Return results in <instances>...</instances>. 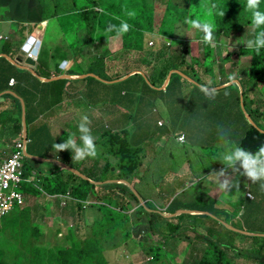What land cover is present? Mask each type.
<instances>
[{
  "label": "crops",
  "instance_id": "1",
  "mask_svg": "<svg viewBox=\"0 0 264 264\" xmlns=\"http://www.w3.org/2000/svg\"><path fill=\"white\" fill-rule=\"evenodd\" d=\"M3 1L0 0V40H12L13 48L8 55L1 46L0 57L13 64L10 60L19 56L23 45L36 30L39 34L35 39L39 38L41 43L40 59L34 63L25 62L11 71L0 59V165L19 138L13 132L17 125L14 123L15 103L6 96L8 93L22 104L23 131L25 101L15 91L8 90L15 87L16 84L11 86L9 82L14 79L19 81L26 101L33 103L27 127V151L40 163L39 171L43 176L70 172L76 176L78 173L90 183L95 180L126 183L120 175H126L125 169L131 168L132 164H121V147H111L106 136L126 138L123 148H128L139 164L128 180L148 195L155 213L160 216L161 226H155L159 230L155 234L163 240L162 246L170 251V255L162 259L166 264L178 262V256L172 251L178 241L185 240L189 246L200 244L197 239L183 237L188 230L197 233L199 238H207L203 233L211 232L206 228L208 223L216 224H210L215 229L225 225L226 232L242 230L235 226L237 219L229 215L234 212L233 198L225 201V197L228 199L237 189H231L226 196L208 175L224 168L221 156L240 139L246 123L255 124L264 133V86L238 85L239 81L248 78L250 66L243 68L245 71L237 76L235 84L225 86L227 74L225 83H218L216 72L219 68L228 70L231 65L228 60L235 55L230 50H218L219 43L226 40L207 47L201 42L202 37L188 34L184 22L172 18L171 36L163 37L155 28L154 32H143L137 49H127L123 36L113 38L116 36L114 31L101 30L97 35L81 28L75 34L72 28H67L71 25L69 19H29L27 4L20 0ZM27 24L37 26L33 30L24 29L22 26ZM50 32L54 38L45 42V36ZM89 38L94 42H87ZM21 41L24 44L15 52ZM206 47L208 51H205ZM184 49L188 53L183 57ZM220 52L227 54L220 57ZM95 58L100 64L93 62ZM39 61L41 68H38ZM37 68L41 75L36 82L20 73ZM202 84L217 89L215 99H207L199 91ZM26 85H30L31 90L26 89ZM81 115H87L91 121L89 126L98 155L76 162L71 159L70 151L56 153L52 145L63 143L72 133L80 143L77 125ZM160 122L161 126L158 125ZM7 135L13 139L10 140L12 143H8L9 138L6 140ZM180 136L183 143L176 141ZM220 179L237 181L239 191L244 188V195L241 194L247 203L252 202L245 197L247 189L254 198L257 196L252 192L251 182L238 173L226 169V175ZM181 216L182 220L179 219ZM42 221L37 219L35 222L41 230L45 229ZM173 226L180 228L182 234L169 238ZM242 234L250 236L248 232L242 231ZM145 257L146 260L149 258Z\"/></svg>",
  "mask_w": 264,
  "mask_h": 264
},
{
  "label": "trees",
  "instance_id": "2",
  "mask_svg": "<svg viewBox=\"0 0 264 264\" xmlns=\"http://www.w3.org/2000/svg\"><path fill=\"white\" fill-rule=\"evenodd\" d=\"M20 1V3L27 4L25 0ZM154 1L155 0H73V9L61 11L58 4L52 2V0L50 3L46 0H37L36 4L39 6V11H37L36 8L34 9L31 3L27 5V11L29 13V19L38 18V21L58 17L69 19L71 25L67 28H72L75 34H78V31L83 28L84 30H90V34L93 33L98 35L99 31H105L111 25L119 26L122 21L126 22L131 26L130 31L123 35L124 46L127 49H137V44L141 42L143 32H154L155 28H158L157 32L163 37L171 36L169 28L173 24L172 18H178L184 23L186 18L199 19L201 22H206L198 17L199 5H201L203 9L205 8L204 5L209 8L211 23L215 26L213 33L215 42L233 39L234 35H240L245 28H252V13L247 10V0H161L165 5V7L162 6L164 10L161 16L157 15ZM181 4L182 8L180 7ZM179 9L185 10V13H182ZM259 11L264 12V0H260ZM128 12H134L135 16L129 17L127 14ZM220 12H224V16H220ZM36 26V24H27L22 27H24V29L33 30ZM185 26L188 34L202 37V33L192 29L189 24L185 23ZM258 31H260V29L255 30V32ZM254 35H252V38H254ZM95 36L93 38H95ZM90 41L94 42L93 39L90 40L89 38L87 42ZM23 44L24 41H21L15 52H18ZM208 45L209 44H205L207 47ZM12 48L13 44L6 45L4 47L5 54L10 55L9 50ZM239 48L243 56L251 57L252 62L249 67L248 78L245 81H239L238 85L264 86V49H261L259 53H257L254 49L243 46L242 43ZM205 51H208V48ZM187 53L188 51L184 49L183 57L186 56ZM207 53L210 54V52ZM0 59L8 64L11 71L17 66L8 62L6 58L0 57ZM39 59L40 57H38L37 60ZM98 60L99 59L95 58L93 62H99ZM92 63L90 65H92ZM93 65L95 66V63H93ZM38 66V68L42 67L40 61L38 62ZM38 68L37 70H25L20 73L27 79L36 82L39 81L38 78L41 75ZM90 70H92V68H90ZM18 82L19 81L15 82L16 85H14V88H8V90L15 91L16 94L24 99L25 115H23V119L28 127L30 123V106H32L33 103L26 101L27 96L22 94V89L21 86L18 85ZM25 88H30L31 90L30 85H26ZM6 96L11 98L15 103L14 123H17V125H15L13 132L14 135L20 136L22 130V104L17 97L9 93L6 94ZM244 106L243 103V107ZM119 136H106V139L111 147H121L120 156L122 165L129 166L130 163L132 164L131 168L127 167L125 169L126 175H120L124 176L121 177V179L129 184L127 186L116 183H103L98 180L90 183L88 180H83L70 172H56L45 177L40 174V163H38V161L33 160L31 157H26L24 162L23 179L28 182L22 183L21 192L23 194L26 192L29 196H32L30 198L33 199H37L35 196L39 195L41 192L43 198L46 199L44 200L46 201V205L43 209L51 206V203H55L56 207H58L60 201L58 199H52V197L63 196L67 191L69 192L71 200L67 202L63 208H59V212L67 213L70 218L75 216L76 221H74L73 226L67 228L68 232L65 239L70 240V242L75 245L79 244L80 247L83 246L82 251L79 252L78 258L80 261L87 262L86 264H96V260H94L96 253L99 257L106 260V252H116L119 247L125 248L135 243L134 240L136 239L130 234V227L132 228L135 225L130 224L129 221L128 214L133 208L131 205L134 204L137 206L134 210L135 217L138 219L142 217L145 218L146 226L149 231L159 233L158 228L155 226H161L160 216L155 213V208L150 204L148 195H145L143 191H139L138 188L135 185H131V182L128 180V177L132 176L134 174L133 172L138 170L139 164L136 163L133 156L129 154L131 152L128 151V148H123L126 138H120ZM234 144L254 153L264 145V133L260 131L255 124L246 123V130ZM32 173H34V177ZM251 185L252 192L254 194L257 193V196H255L254 201L249 203H251L252 207L256 210L259 205L258 200L264 198V191L260 190L258 183H251ZM89 194L93 198H90ZM86 202L98 203L87 205ZM27 204L25 206L26 208L23 210L15 208L4 220H7V222L12 220L13 222L15 221L14 223L16 225L25 226V230L27 232L30 231V235L28 236L27 234L26 239L28 240L29 237L31 240L30 242H36L37 240H41L39 238L40 234L36 232L37 229H40V225L35 223L39 217H37V212L35 213L34 211L36 208H32L31 210ZM179 219L182 220L183 217L181 216ZM136 224L143 223L142 221H138ZM77 228L84 229L85 232L90 230V234L84 232L85 234L80 236ZM181 232L182 230L180 231V228L173 226L168 236L169 238L178 237ZM236 233L237 232L234 234L239 235ZM59 234V229L54 232L55 237ZM87 235H90L88 236L89 239H86ZM242 237L252 241L261 240V242L253 241L255 246H253L252 250H245V247L241 248V246H235V243H233L232 246H227L226 243L213 242L210 239H206L207 248L202 251H199V248H197L199 255L197 254L195 256V260L197 259L195 264H235L229 251H238V249L242 251L245 250V255L252 257L257 264H264V235L256 236L250 234L248 237ZM136 243L140 244H136L135 247H141V252L145 256H149V264H157L160 262L166 264L165 260L162 259L167 258V256L170 255V251L166 250L162 246V243H155L154 246L147 247L141 242ZM86 246H93L96 251ZM35 248L36 247L33 249Z\"/></svg>",
  "mask_w": 264,
  "mask_h": 264
},
{
  "label": "rangeland",
  "instance_id": "3",
  "mask_svg": "<svg viewBox=\"0 0 264 264\" xmlns=\"http://www.w3.org/2000/svg\"><path fill=\"white\" fill-rule=\"evenodd\" d=\"M25 1L27 5L31 3L33 6H35L37 11H39V6L36 4L37 0H25ZM46 1L48 3L51 2V0H46ZM52 2L57 3L61 11L73 9V0H52ZM154 5L157 15L161 16L165 5L162 3L161 0H155ZM162 6L164 7L162 8ZM180 7L182 8V4ZM204 7L205 8L203 9L201 5H199L198 17L205 20L206 22H211L209 8H207L206 5H204ZM179 11L185 13V10L179 9ZM55 28L57 30V27ZM56 32L58 33V31ZM52 35H53L52 32L47 33L45 36V42L52 41L53 40L52 38H54V35L53 36ZM252 35H254L253 29L251 27L245 28L240 35H234L233 39H227V40L225 39L226 40L225 43L223 42L219 43L220 46L218 47V50L220 49L230 50L231 54L235 52V55L230 56L228 60L229 63L231 64L228 70H223L222 68H219V70L216 72L215 74L216 77L219 76L218 83H225L226 81L225 74L229 76L232 73H236L237 76L239 75L241 76V74H243V72L245 71V69L243 70V68H246L251 65L252 62L251 57L243 56L241 54L239 46L241 43L243 46H245V41L252 39ZM9 44H13L12 40L11 41L0 40V48L1 46L5 47L6 45ZM224 47L228 49H225ZM238 53L239 55H237ZM218 56L225 57L226 55L220 52L218 53ZM103 66H105V64H103ZM220 69H222V71ZM244 105L246 107V104ZM7 136L8 137L6 138V140H8L9 138L8 143H12V141L10 140L13 139H10L9 137L10 135ZM241 192H243L244 195V188L241 190ZM241 192L236 190L235 193L233 194L231 193L229 195L228 199L225 197V201H229V199L233 198L232 201L236 203L233 204L234 212L229 215L230 218L237 219L238 223L235 224V226L240 227L242 230H240V232L233 230L232 233V231L227 229L228 231L226 232L225 225L217 227L218 229H215V227L214 226L212 227L211 225H216V224L208 223L206 225V228L210 229L211 232L203 233L207 236V238L205 236L204 238L201 237L199 238V236H197V233H193L191 230L186 231L185 234L181 233L184 238L199 240L200 244H196L195 246H189L187 245L188 243L185 240L178 241L177 246H174L172 248V251H174L178 256V262L176 264H195V262H197V259L195 260V255H197L198 252L201 251L199 250L196 252L198 246L200 249L203 250L207 248L204 239H210L213 242L226 243L227 246H232L233 243H235V246L236 245L239 247L241 246V248L245 247V250H252L253 246H255L253 244V241L261 242V240L252 241L243 238L242 231L245 233L248 232L249 234L256 236L264 235V198H261L260 196L261 199L258 200L259 202L258 208H256L255 210L252 207L251 203H247ZM24 195H25V199L28 196V198L25 200V203L26 204L28 203L27 206L31 210L32 208H36L34 211L35 213L37 212V217H39L38 221L42 219L44 220L42 222H44L45 229L36 230L37 234H40L39 238L41 240H37L38 242L37 241L30 242L31 240L29 239V237L28 240L26 239L27 234L28 236L30 235V231L27 232L25 230V226L22 227L16 225L14 223L15 221L13 222L12 220L9 222H7V220H4L3 222L1 221L0 222V264H86L87 262L85 263L83 261H80L78 258L79 252L82 251L83 246H81L82 247L81 248L79 244L75 245L74 243L70 242V240L65 239V236L68 232L67 228L73 226L74 221H76L75 216H73V218H70V216H68L67 213L65 212L60 213L59 207H56L55 203H51L52 204L51 206L47 207L46 209H43V207L46 205V201H44L46 199L43 198V194L41 192L39 193V195L35 196L37 197V199L30 198L32 196H29L26 192L24 193ZM89 196L90 198H93L90 194ZM237 203L241 205L238 206ZM131 207L133 208L131 209V212H129L128 214L129 221L130 224H135V225L132 228L130 227V234L131 236L134 237V239H136L134 240L135 243L125 248L119 247V249L116 252L113 251L106 252L105 255L106 260L99 257L98 254L96 253L94 256V260H96V264H134V262L137 261H140L141 263H145L147 261L146 260L147 257H145L144 254L141 252V247L139 246L135 247L136 244L138 245L140 244L136 242L143 243L145 247L150 245L154 246L155 243H162L163 241L162 239L159 240L158 236H156L155 233L148 230L146 226L145 218L142 217L138 219L137 217H135L134 210L137 208V206L133 204L131 205ZM31 217L33 218L32 215ZM138 221H142L143 224H136ZM58 229L60 231L61 236L58 237L56 235L55 237L54 232L58 231ZM89 231L90 230H87L85 232L84 229H78V234L80 236H82L85 233L90 234ZM235 232H237L236 234L239 235H235L234 234ZM88 236L90 235H87L86 239H89ZM146 243L149 245H145ZM34 247L36 248L33 249ZM86 247H89L92 250L96 251V249L93 246H86ZM245 250L242 251L241 249H238V251H233V250L229 251V254L234 259L235 264H257L252 257L250 256L247 257L244 255ZM140 262L138 264H141Z\"/></svg>",
  "mask_w": 264,
  "mask_h": 264
},
{
  "label": "clouds",
  "instance_id": "4",
  "mask_svg": "<svg viewBox=\"0 0 264 264\" xmlns=\"http://www.w3.org/2000/svg\"><path fill=\"white\" fill-rule=\"evenodd\" d=\"M259 4H260V0H247L246 3L247 10H249L252 13L251 23L255 35L254 38L245 41V46L247 48L254 49L257 53H259L261 49H264V12L259 11ZM127 14L129 17L135 16L134 12H128ZM219 15L224 16V12H220ZM185 23L189 24L192 29H195L200 33H202V39H201L202 43L215 46V39L213 35L215 26L213 23L201 22L199 19H189V18H186ZM130 27L131 26L128 23L122 21L119 26L116 25L109 26L107 31L109 32L114 31L116 33V36L113 38L115 39L129 32ZM256 29H260V31L255 32ZM226 54L227 53H225V55ZM236 81H237V74L232 73L228 76V83L225 86L226 87L231 86L232 84H235ZM199 91L207 99H215L217 95V89L211 87L210 84L200 85ZM225 95H227V93H225ZM90 124L91 121L89 117L87 115H81L79 123L77 125L78 132L80 133L79 135L80 143H77L76 134L72 133L70 134L69 138L63 143H59V144L54 143L52 145V149L55 150L56 153L65 150L70 151L72 154L71 159L76 162H82L87 158H96L98 155V149L95 143V138L92 135V130L89 126ZM158 125L161 126L162 123L160 122L158 123ZM22 134H24V127H23V131H21V134L17 140L21 138ZM26 135L28 138L27 126H26ZM26 154H28L27 151ZM27 157H30L29 154ZM221 161H222L221 164L224 166V168L221 169L219 172H213L210 175H208L209 178L214 179L219 191L224 192L226 195L233 188H236L237 191H239V184L237 181L233 179H223V180L220 179L221 177H224L226 175V169L231 170L232 173H238L239 175L246 177L247 180L250 181L251 183H258L260 190L264 191V145H262L254 153L245 150L239 145H232L222 154ZM237 165H239V168L236 167ZM32 175L34 177V173H32ZM77 176L80 177L78 173ZM116 184H122L125 186L129 185L128 183H123V182H119ZM66 194H68V199H64ZM66 194L63 196L52 197V199H58L60 201L58 206L59 208H63L60 206L62 201L65 202L66 205V203L71 200L68 191L66 192ZM246 194H250L252 196V199L247 198ZM23 196H24V205L22 208H25L26 199L24 194ZM245 197L246 199H249L251 201L255 199L249 189L246 190ZM97 203L98 202L96 203L86 202L87 205L97 204ZM22 208H18V209H22ZM5 218H3L1 221H3ZM59 236H61V234H59L58 237ZM149 260L150 259L148 258L147 261Z\"/></svg>",
  "mask_w": 264,
  "mask_h": 264
},
{
  "label": "built area",
  "instance_id": "5",
  "mask_svg": "<svg viewBox=\"0 0 264 264\" xmlns=\"http://www.w3.org/2000/svg\"><path fill=\"white\" fill-rule=\"evenodd\" d=\"M148 44L151 45L152 43L149 42ZM34 46L35 45H33V47ZM26 58L37 61L38 55L34 56L29 51L25 56V59ZM14 84V79H11L10 85ZM176 141L183 143V138L178 137ZM28 142L29 139L27 138V135L22 134L21 138L15 141L11 146L8 157L0 165V221L15 208H22L24 205V196L21 192V185L22 183L28 182L23 179ZM246 197L252 199L250 194H246ZM64 199H68V194H66ZM60 206L64 207L65 202L62 201Z\"/></svg>",
  "mask_w": 264,
  "mask_h": 264
},
{
  "label": "water",
  "instance_id": "6",
  "mask_svg": "<svg viewBox=\"0 0 264 264\" xmlns=\"http://www.w3.org/2000/svg\"><path fill=\"white\" fill-rule=\"evenodd\" d=\"M40 28V27H39ZM39 34V30L34 31V34L32 36L29 37V39L25 42V44L23 45L20 54L18 57H16L14 60L11 59L10 61L17 65V64H23L24 62L31 64L34 63V61L30 58H26L25 56L27 55V53L30 51L32 53V55L37 56L39 53V47H40V43L41 41L39 39H35V35ZM35 44V46L33 47V45ZM23 127H24V134H26V124L24 122L23 119ZM28 156V154H26Z\"/></svg>",
  "mask_w": 264,
  "mask_h": 264
}]
</instances>
